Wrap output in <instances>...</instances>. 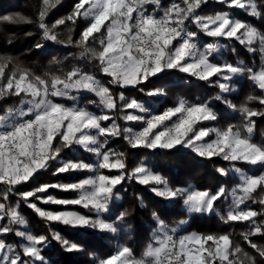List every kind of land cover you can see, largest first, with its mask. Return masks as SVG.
<instances>
[{
    "label": "snow or ice",
    "instance_id": "1",
    "mask_svg": "<svg viewBox=\"0 0 264 264\" xmlns=\"http://www.w3.org/2000/svg\"><path fill=\"white\" fill-rule=\"evenodd\" d=\"M60 2L43 0L39 12L43 38L80 49L79 59L91 64L93 70L73 66L67 71L60 69L37 75L17 64L8 72L6 70L13 61L0 57V100L17 98V103L0 112V185L3 186L0 188V222L6 221L0 223V264H50L43 252L51 240L67 252L83 250L79 244L53 230V224L116 233L118 223L122 224L129 215L127 209L114 219L110 215L113 201L120 199L125 180L151 186V192L163 200H182L189 214L214 213L225 224L249 222V230L242 234L243 239L264 258V246L251 240L257 235L264 236V221L258 223L254 219L264 216V211L241 207L249 200L256 203L253 193L258 188L264 190V172L248 175L243 169L244 165L264 169V144L252 140L254 118L264 117V107L252 108L247 103L258 101L264 106V64L253 69L216 61V54L223 47L221 39H234L246 45L249 52H255L253 45L258 43L264 61V33L250 23L236 19L230 11L201 14L198 10L209 0H181L180 3L173 0L167 7L162 5V0H78L68 16L49 27L44 22L45 17ZM214 2L229 10H243L256 18L264 16L256 0ZM149 6H153L151 11ZM80 17L88 23L79 39L73 40L71 35L67 40L58 39L54 29L67 22L75 25ZM3 19L20 22L25 18L16 15ZM68 31L71 33L72 29ZM201 34L211 40L202 41ZM36 47L43 45L38 43ZM171 70L214 85L219 89L214 100L233 110H237L236 105L226 94L234 91V77L246 74L262 94L249 95L247 102L240 106L239 124L218 128L202 126L204 122L217 120V114L208 102L180 98L172 107L154 113L145 102L128 99L124 92L118 95L113 92L114 88H137ZM139 90L145 92L144 88ZM84 93L95 97L87 104L95 105L99 114L90 111L87 105L80 106ZM145 95L158 97L165 96L166 92L163 88H153ZM117 112L120 113L118 117ZM118 120L137 122L139 130L121 128ZM121 136L133 149L170 151L184 148L201 158L220 157L230 168L217 171L223 176L229 175L230 171L239 174L240 183L230 192L225 187L213 192L191 186L174 187L144 160L129 170L126 153L109 146L111 139ZM74 149L93 154L95 160L62 158L64 150L71 152ZM52 162H56L54 176L81 171L91 175L72 183H45L30 191L19 190L17 186L30 181L38 172L47 171ZM105 170H115L118 174L108 175ZM50 188L78 195L74 199L40 195ZM12 195L18 196L19 201L47 223L50 235H36L28 230V221L19 211V201L15 207L7 203ZM229 197L227 211L221 214L216 204ZM33 198L44 204L79 205L88 213L44 210L33 202ZM258 203L264 206V198ZM105 214L109 215L106 217ZM153 216L157 214L154 212ZM185 224L188 220L182 219L176 226L168 228L159 221L158 233L139 258L130 247L122 245L115 254L100 259L98 264H257L256 258L239 244H234L229 234L191 232L177 236V230ZM9 234L18 237L19 242H7L3 237Z\"/></svg>",
    "mask_w": 264,
    "mask_h": 264
},
{
    "label": "trees",
    "instance_id": "2",
    "mask_svg": "<svg viewBox=\"0 0 264 264\" xmlns=\"http://www.w3.org/2000/svg\"><path fill=\"white\" fill-rule=\"evenodd\" d=\"M78 0H61L56 7L51 8L45 17V23L51 27L58 19L68 16L74 5ZM180 3L181 0H175ZM260 6L261 11L264 12V0H256ZM173 3V0H162V5L167 7ZM43 6V0H0V57L10 58L13 64L9 65L6 70L10 72L14 65H20L30 69L37 75L44 73H55L62 69L64 71L70 70L73 66H80L86 71H92L93 66L86 61L79 59L80 49L75 46L55 43L43 38V32L39 28V12ZM153 6H149V11ZM204 15L215 14L217 11L233 12L236 19L243 20L250 23L261 33H264V16L256 18L243 12V10H229L226 6L215 3L214 0H209V3L202 5L198 10ZM23 16L25 19L20 22H10L3 19L5 16ZM88 21L83 17L77 19L75 25L67 22L66 25H60L54 31L58 34V39L67 40L68 35H71L73 40L79 39V34L84 27L87 26ZM190 28L194 26L189 24ZM72 32L69 33L68 29ZM202 41H210L211 38L205 37L201 34ZM42 44L43 47L37 48V44ZM220 44L223 46L216 54V61L220 63L228 62L232 64H240L244 67L259 69L264 61H262V54L259 51V44L253 45L256 48L255 52H249L246 45H241L234 39H221ZM59 61L60 63H56ZM98 77L100 76L97 73ZM233 92L226 94L228 100L236 105L237 110L221 103V101L214 100V97L219 94V89L214 85L200 81L195 77L189 76L176 70H171L160 74L158 77L151 78L148 82L140 85L137 88H114L113 92L118 95L119 92H124L128 99L136 98L145 102V106L154 113L162 112L168 107L176 104L178 99L184 98L190 102L205 101L217 114V120L214 122H204L203 126L222 128L228 124H239L241 121L238 109L241 105L247 102L249 95L259 96L262 94L261 90L257 88L247 75L234 77L232 82ZM144 88L145 92L153 88L165 89V96L148 97L145 92L139 89ZM80 106H88L90 111L97 112L99 109L95 105H88L89 99H95L90 93L82 94ZM17 103V98L10 97L0 100V112L7 107ZM252 108L260 109L261 106L258 101L247 102ZM117 117L119 112L115 114ZM255 127L252 134V140L257 144H264V117H256ZM121 128L130 127L134 130H139L137 122H126L123 120L117 121ZM109 123V122H105ZM109 146L116 151L125 152L127 155L128 169L135 167L140 161L144 160L148 166L154 171L165 177L168 182L174 187H193L199 190L216 191L219 187H225L229 192L232 188L240 183V175L235 172H229V175H221L217 169L230 168L228 162L223 161L220 157H214L211 160L201 158L189 149L179 148L173 150H148L143 148L133 149L128 146L127 141L123 136L111 139ZM62 158L67 159H82L85 162H93L95 156L91 153L84 152L81 149H74L71 152L64 150L61 153ZM56 162L47 171H40L34 177L17 186L20 191H30L41 184L53 183H72L91 175L86 171L64 173L54 176L52 173L55 170ZM244 172L248 175H260L264 169L254 168L250 165L243 166ZM105 174L116 175L115 170ZM119 187V186H118ZM0 188H3L0 185ZM151 186L140 185L135 181L125 180L120 190V199L113 201L111 206V217L115 218L119 212L127 209L129 215L125 218L122 224L117 225L118 231L116 233L100 232L92 229H77L70 228L61 224H53L51 227L55 231H59L61 235L71 242L77 243L83 249L80 252H67L61 245L51 240L48 246L44 249L43 255L46 261L50 264H98L100 259L107 258L119 249L122 245H127L133 250L134 256L139 258L146 247L154 240L155 235L159 231V221H163L164 225L172 228L182 220H188V224L183 225L177 230V236H183L191 232L202 234H229L234 244H239L241 248L256 258L257 264H264V258L252 249L243 239V233L247 232L250 223L244 222H230L223 223L216 214H189L182 200H163L155 196L150 190ZM52 195L62 199H74L77 197L76 192L61 191L59 189H49L46 194ZM253 198L257 201L253 203L252 200L241 205L242 208H249L251 210L261 212L264 211V206L260 205L258 201L264 198V190L257 189L253 193ZM228 200L221 199L217 202L216 207L225 214ZM19 201V197L12 195L7 202L15 207ZM142 201V202H141ZM33 202L38 207L49 211H76L87 214L88 210L79 205H69L67 207L54 204H44L33 198ZM19 211L21 215L28 221V230L33 234L50 235L47 223L38 216V214L31 208L27 207L22 201H19ZM157 216L154 217L153 213ZM109 214H105L107 217ZM158 217V219H157ZM258 223L264 221V216H257L254 218ZM6 223V221L0 222ZM21 230H24L21 228ZM7 242L16 244L19 238L14 234H9L3 237ZM252 242L264 246V236L251 237Z\"/></svg>",
    "mask_w": 264,
    "mask_h": 264
},
{
    "label": "built area",
    "instance_id": "3",
    "mask_svg": "<svg viewBox=\"0 0 264 264\" xmlns=\"http://www.w3.org/2000/svg\"><path fill=\"white\" fill-rule=\"evenodd\" d=\"M150 112H152V111L150 110Z\"/></svg>",
    "mask_w": 264,
    "mask_h": 264
},
{
    "label": "rangeland",
    "instance_id": "4",
    "mask_svg": "<svg viewBox=\"0 0 264 264\" xmlns=\"http://www.w3.org/2000/svg\"><path fill=\"white\" fill-rule=\"evenodd\" d=\"M202 14V13H201ZM203 126V125H202Z\"/></svg>",
    "mask_w": 264,
    "mask_h": 264
}]
</instances>
